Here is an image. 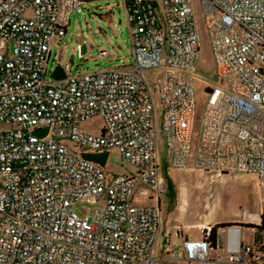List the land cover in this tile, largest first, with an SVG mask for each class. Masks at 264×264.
<instances>
[{
	"label": "built area",
	"instance_id": "obj_1",
	"mask_svg": "<svg viewBox=\"0 0 264 264\" xmlns=\"http://www.w3.org/2000/svg\"><path fill=\"white\" fill-rule=\"evenodd\" d=\"M83 1L0 0V264H153L160 210L136 204L134 191L166 188L159 137L170 168L253 175L264 198V0H120L132 69L47 83L51 46ZM201 28L218 84L206 83L198 117ZM146 73L156 75L152 86ZM95 117L100 135L82 132ZM111 149L134 175L83 158ZM75 203L99 207L80 218ZM211 228L182 241L188 264H264V245L243 246L232 226L224 227L225 255L211 257L223 244L219 229L212 244Z\"/></svg>",
	"mask_w": 264,
	"mask_h": 264
},
{
	"label": "rangeland",
	"instance_id": "obj_2",
	"mask_svg": "<svg viewBox=\"0 0 264 264\" xmlns=\"http://www.w3.org/2000/svg\"><path fill=\"white\" fill-rule=\"evenodd\" d=\"M201 53L198 78L194 80L193 90L200 117L206 100V83L218 84L214 76L210 42L201 28ZM87 44V51L80 58V46ZM11 45H9V50ZM45 81L52 82V72L56 66L69 65L68 76L78 73H95L110 68L132 69L134 59L131 52L126 15L120 0H85L80 4V11L70 16L66 35L56 39L51 46ZM145 79L152 86L156 75L146 73ZM156 129H159V107L152 90ZM103 128V121L95 117L81 123L82 132L98 136ZM7 128L0 125V132ZM200 131L198 123L197 132ZM67 143V142H66ZM71 147L72 145L69 144ZM158 173L166 188L158 196L143 184H137L134 197L139 204H149V198L159 201L161 232L152 255L153 264H188L184 259L182 238L201 239V228L229 224L240 232L243 246L253 244L255 230L245 225H259L264 218V198L261 197L256 178L246 174L212 175L202 172L177 171L169 167L168 154L162 138H158ZM113 174L130 177L135 170L121 161L117 151L111 149L103 168ZM170 186V187H169ZM148 191L145 197L143 192ZM152 197V199H155ZM182 197V198H181ZM151 199V200H152ZM182 199L186 200V209L180 210ZM99 207L85 203H75L72 211L80 218L91 217ZM222 248L211 251L210 256L225 255V229H219ZM264 245V232L260 234ZM176 253V258L170 254ZM246 259V257H244Z\"/></svg>",
	"mask_w": 264,
	"mask_h": 264
},
{
	"label": "water",
	"instance_id": "obj_3",
	"mask_svg": "<svg viewBox=\"0 0 264 264\" xmlns=\"http://www.w3.org/2000/svg\"><path fill=\"white\" fill-rule=\"evenodd\" d=\"M87 51V44L84 41L83 44L80 46V58H83ZM52 77L55 81H62L65 80L67 77L66 72L61 66H56L52 72ZM35 135L38 137H43L46 135V130H37ZM83 158L87 161H91L94 163L99 164L101 167H104L108 158V152L100 153V154H90L86 153L83 155Z\"/></svg>",
	"mask_w": 264,
	"mask_h": 264
},
{
	"label": "trees",
	"instance_id": "obj_4",
	"mask_svg": "<svg viewBox=\"0 0 264 264\" xmlns=\"http://www.w3.org/2000/svg\"><path fill=\"white\" fill-rule=\"evenodd\" d=\"M170 187V186H169ZM230 226L229 224H220V225H216L214 227L211 228V242L212 244L215 242V236H216V232L218 229L220 228H224V227H228ZM245 227H250L253 228L255 230V234H254V243L257 244H261V237L260 234L262 232H264V218H262L261 223L259 225H245Z\"/></svg>",
	"mask_w": 264,
	"mask_h": 264
},
{
	"label": "crops",
	"instance_id": "obj_5",
	"mask_svg": "<svg viewBox=\"0 0 264 264\" xmlns=\"http://www.w3.org/2000/svg\"><path fill=\"white\" fill-rule=\"evenodd\" d=\"M123 11H124V13H125V10H124V8H123ZM126 15V14H125ZM153 197V196H152ZM159 200H156V199H152V200H150L148 203L149 204H155V205H157V207L159 208V202H158ZM134 202L136 203V204H139L138 203V201H136V200H134ZM159 210H160V208H159ZM194 226H198V225H194ZM202 228H204V227H202ZM182 238V241L184 240V239H188V240H190L189 239V237L187 236V235H184V237H181ZM200 240V239H199ZM168 253V252H167Z\"/></svg>",
	"mask_w": 264,
	"mask_h": 264
},
{
	"label": "bare ground",
	"instance_id": "obj_6",
	"mask_svg": "<svg viewBox=\"0 0 264 264\" xmlns=\"http://www.w3.org/2000/svg\"><path fill=\"white\" fill-rule=\"evenodd\" d=\"M182 198V197H181ZM186 205H187V203H186V200L185 199H182V204H181V208H180V210L182 211V212H184L185 211V209H186ZM198 228H202L203 227V225H198L197 226Z\"/></svg>",
	"mask_w": 264,
	"mask_h": 264
}]
</instances>
